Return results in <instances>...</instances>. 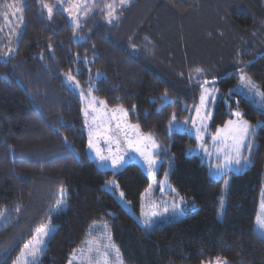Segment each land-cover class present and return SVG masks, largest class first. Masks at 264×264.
Segmentation results:
<instances>
[{
    "label": "trees",
    "instance_id": "trees-1",
    "mask_svg": "<svg viewBox=\"0 0 264 264\" xmlns=\"http://www.w3.org/2000/svg\"><path fill=\"white\" fill-rule=\"evenodd\" d=\"M43 2L53 7L51 19L40 0H0V27L8 4H19L23 16L11 45L9 34H2L0 47V53L14 49L0 55V212L7 214L0 262L13 264L35 229L51 219L56 228L39 264H68L98 220L109 221L126 264H204L217 257L227 264H264L256 229L264 127L257 129L251 163L231 173L222 217L224 180L211 177L202 155L187 154L198 144L195 136L169 127L173 114L175 121L194 117L204 80H214L209 85L217 89L207 144L236 109L254 127L264 122L255 99L229 92L240 71L264 91V0H128L122 6L120 0H97L79 27L59 0ZM111 3L116 18L109 23ZM196 68L204 69L203 76ZM66 73L84 87L94 85L108 106L129 109L130 121L167 149L157 154V179L168 177L184 196V217L147 230L118 191L105 187L116 178L139 213L151 179L136 161L113 171L89 155L84 100L64 82ZM61 188L67 189V209L57 215Z\"/></svg>",
    "mask_w": 264,
    "mask_h": 264
},
{
    "label": "snow or ice",
    "instance_id": "snow-or-ice-1",
    "mask_svg": "<svg viewBox=\"0 0 264 264\" xmlns=\"http://www.w3.org/2000/svg\"><path fill=\"white\" fill-rule=\"evenodd\" d=\"M42 8L47 10L48 19L52 18L53 7H50L48 4H45L43 0H40ZM128 0H120L121 6L127 3ZM82 7V4L76 2V0H70V7L64 9L68 13V16L72 19V23L75 27H79V20L74 15V11H79ZM85 12L87 14L88 5H83ZM108 12V22L111 23L115 19V8L113 4L106 5ZM7 8L9 12H4L3 19L6 23H10L9 16L13 19L23 21L22 9L20 7H15L13 4H8ZM3 29H0L2 31ZM15 32V29L12 30ZM51 49V45H49ZM14 51V49L9 48L7 53H0V55L8 56ZM42 58V57H41ZM250 64L251 61L244 62ZM195 73L197 76H203L204 69L196 68ZM99 76L100 74L97 73ZM67 80L69 82H75L78 84V81H75V77L68 75ZM240 84L243 88L247 89L248 92L253 93V99L255 97H260V110L264 112V91H261L259 86L256 85L250 77H248L243 71L239 73ZM215 81L204 80L201 84V94L199 97V105L195 106L196 116L192 118V127L193 134L197 141H199V147L204 150L205 153H208V149L204 144V133L207 132L208 123L207 121L212 119V113L207 110V105L210 101L216 99L215 93L216 89L204 87V85L214 84ZM92 88H89L87 107L82 109L85 119V125L88 128V142L87 147L94 151L95 155L99 158L100 161H106L111 159L112 165L114 167H119L123 161L124 156L120 154L119 144L121 138H123L128 147L134 148L138 152L148 165L149 169H154L157 167L159 161L156 159V154L159 150L163 149V146L157 144L155 139L151 134H143L139 131V124H131L128 122V113L129 109L119 106L116 108L108 109L107 103L104 100H100L94 96H91ZM231 93L232 90L230 89ZM80 96L84 98L83 91H80ZM167 93H165V98ZM239 102H237L238 105ZM97 105L100 107L98 108ZM132 110H135V105L132 106ZM90 112L93 114L91 121L87 119ZM230 115L234 119H229L224 122L222 127H217L215 134L211 135V140L213 145L216 147L217 158L222 157L223 163L214 165L213 167L217 170V173L222 172L224 169H231L234 165L237 168H243L252 161V153L255 147V135L259 127H264V122H258L254 127L247 120H245L244 113L241 111H231ZM176 120L175 114H173L172 119L169 121V127L173 126V122ZM187 122V121H186ZM134 137V138H133ZM67 140V137H65ZM101 140L108 145V156L104 155V149L99 145ZM117 145L115 151H113L111 145ZM244 150L247 151L248 155H244ZM167 152V149H163ZM211 155V153H208ZM167 175V174H166ZM109 185H114V181H108ZM225 189L228 188L229 181L225 180ZM151 188V185H149ZM67 190L64 188L60 189V199L56 201V207L53 209V212L57 215L61 214L64 211V197L66 196ZM264 195V193H262ZM124 193H120V197L123 198ZM181 203H183V197L179 198ZM221 201V211L220 216L224 214V197L220 198ZM175 208V203L173 204ZM19 211V208H17ZM142 215H144L142 213ZM154 215V214H153ZM4 216L3 212H0V217ZM143 223L145 225H150L152 223L151 219L145 217ZM256 224L259 228V237L264 240V203L261 205V212L257 214ZM6 226V225H5ZM91 228L97 227L96 225L90 226ZM101 227L107 229L108 225L104 224ZM55 225L49 223L43 224L40 227L36 228L33 234V239L26 243L18 254L16 259L13 261V264H39L40 258L48 241L52 238L54 234ZM108 243L100 244L99 246L93 248V241H88L87 253L89 254L90 262L93 260V255L100 257V259L95 260V264H110V257L114 258L116 264H123L122 256L120 249L111 242V235L107 237ZM101 248L103 252H101ZM75 253V250H74ZM81 255L85 254L84 249H80ZM0 264H6L5 262H0ZM68 264H73V261L70 259ZM214 264H227L225 259L217 257Z\"/></svg>",
    "mask_w": 264,
    "mask_h": 264
},
{
    "label": "rangeland",
    "instance_id": "rangeland-1",
    "mask_svg": "<svg viewBox=\"0 0 264 264\" xmlns=\"http://www.w3.org/2000/svg\"><path fill=\"white\" fill-rule=\"evenodd\" d=\"M76 2H79L82 4V7L79 11H74V15L78 18L79 20V25L82 21V19L88 15L90 13V11L92 10L91 8H93L95 6V3L97 2V0H76ZM68 4V5H65ZM84 4L88 5V9H87V14L85 15V9L83 7ZM113 4V3H111ZM114 5V4H113ZM15 7H20L21 6L19 4L14 5ZM59 6L60 8L64 11V9L69 8L70 7V0H59ZM115 8V5H114ZM10 11V10H9ZM8 11V12H9ZM67 15L68 13L66 11H64ZM69 17V16H68ZM70 21L72 22V19L69 17ZM9 20L11 21L10 23H3V26L0 27V29H3L2 31H0V47L3 46L6 42V40H4V38L2 37V34H9L8 35V39H7V44L8 46L11 45V40H14V35L18 32V28L16 25V23L19 21L17 19H13L11 16H9ZM17 28V30H16ZM15 29V32H13L12 30ZM1 49V48H0ZM245 73V72H244ZM248 77L251 78V80L259 86L260 90H262V88L260 87V85L256 82L255 79H253L250 75H248L247 73H245ZM71 75L74 76L72 73H66L64 75V82L70 86L75 92H77L80 95V91H83L84 93V98H82L84 100V108L87 107V103H88V99H90L88 92H89V88H92V92H91V96H94L100 100H103L99 97H97L93 91L94 89V85H90L88 87H84V85L75 77V81H78V87L77 84L75 82H69L67 80V76ZM204 87H208V88H214L216 89L214 86L212 85H205ZM217 90V89H216ZM232 91L236 92V93H240L243 94L251 99H253V93L248 92L247 89L243 88L240 84V82L234 86L232 88ZM215 96H217V91L215 93ZM256 103L257 105L261 108L260 105V97H255ZM105 101V100H104ZM210 102L207 105V110L210 111L212 113V109L209 106ZM199 105V104H198ZM108 106V105H107ZM97 107L99 108L100 106L97 105ZM112 108H116V107H110L108 106V109H112ZM234 111H241L239 109H236ZM242 112V111H241ZM243 113V112H242ZM92 113L90 112L89 116L87 117V119L89 121H91L92 119ZM196 116V112L194 117ZM245 120H247L245 117H243ZM86 119V117H85ZM231 119H234V117H232ZM187 121V122H186ZM248 121V120H247ZM249 122V121H248ZM208 125L210 123V120L207 121ZM250 123V122H249ZM251 124V123H250ZM252 125V124H251ZM87 128V126H86ZM173 128L177 131H186L189 132L190 134H193V127H192V118H188L185 119L183 121H174L173 124ZM88 130V128H87ZM139 131L143 134H151V133H145L143 132L140 128ZM208 131V129H207ZM152 137L155 139L156 143L159 144V142L157 141L156 137L151 134ZM207 132L204 133V136L206 138ZM126 141L121 138V142L119 144V148H120V154L124 156V161L123 163L119 166V167H114L112 165L111 159L106 160V161H100L99 158L95 155L94 151L90 149V154L92 157H95L98 160V164L100 167H102L103 169H113L114 171H118L117 169H119L120 167H122L124 165V163L133 160L134 159H138V156L135 155L136 158H131L129 159L128 157L132 156L131 152L132 150H134V148H131L129 150V148L126 147L125 145ZM204 144L206 145L207 149H208V153H211V155H209L208 153H205L203 149H201L199 147V141L197 146L195 147H190L187 151L188 155L191 154H199L202 155V157L204 158V160L207 162L208 166H209V172L211 177L215 178V179H223V194L222 196L224 197V205L226 203V199L228 196V192H229V186H230V179H231V173L233 172H241L243 170H245L248 165L251 163H249L248 165H246L243 168H237V166H233L231 169H224L222 172L217 173V170L213 167L214 165L217 164H222L223 163V158H217V153H216V147L213 145V142L207 144L205 142L204 139ZM103 140H101L100 142V147L102 149L107 150L105 148H108V146L104 145ZM113 151L116 150L117 145L112 144L111 145ZM135 154H138V152H136L134 150ZM244 154V153H243ZM105 156H108L109 153H104ZM156 159L159 161L158 165L156 168L154 169H149L148 165L146 164L144 158H142V166L144 167V169L146 170L147 174L149 175L150 179H151V188H147L144 193H143V197H142V205H141V211L139 213H135L132 210V207L130 205V203L127 201V199L123 196V198L120 197V193L122 192L119 188V184L116 180V178H112L109 181H114L115 184L114 185H109L108 183H106L105 187L111 191H118V198L120 200V202L122 203V205L128 209L129 211L133 212L134 215L136 216V218L138 219V221L147 229V230H153L157 227H161L165 224L174 222L182 217L185 216V211H184V203H186V199L184 198V196L176 189V187L169 181L168 177H165L164 179H162L161 181L157 179V173H158V168L160 166L161 160L158 156H156ZM225 180L229 181V185L228 188L225 189ZM66 189V188H64ZM67 190V189H66ZM264 193V191L262 192ZM67 195V192H66ZM180 197H183V203H181L180 201ZM60 199V190L58 191V197L57 200ZM175 203V208L173 207V204ZM262 203H264V195H261V199H260V204H259V212H261V205ZM64 211H66L67 209V203H66V196L64 197ZM56 207V205L54 206V208ZM53 208V209H54ZM4 213V216L0 217V229L5 225V223L7 222V214L4 211H1ZM62 212V213H63ZM54 213V212H53ZM142 213L144 215H142ZM56 214V213H54ZM154 214V215H153ZM145 217H148L151 219L152 223L150 225H145L143 223ZM51 220V219H49ZM49 220L46 221L44 224L49 223ZM51 224L55 225L52 221ZM107 224L108 227L107 229L101 227L102 225ZM92 225H96L97 227L95 228H89L88 231V236L85 238V240L83 241V243L78 247V249L75 251V253L72 254L71 260L73 261V264H95V260L100 259V257L95 256V254L93 255V260L90 262L89 260V254L87 253V248H88V241H93L94 243L92 244V247L95 248L97 246H99L100 244H105L108 243V235H111V242L115 243L114 239H113V235H112V230H111V226L108 220H98V221H94L91 223L90 226ZM56 228V226H55ZM256 229L259 232V228L256 224ZM55 231V229H54ZM117 246V245H116ZM118 247V246H117ZM46 248V247H45ZM80 249H84L85 250V254L81 255L80 253ZM101 252H103V249L101 248ZM121 252V251H120ZM43 255V253H42ZM41 255V257H42ZM122 256V254H121ZM221 259H224L222 257H220ZM41 260V258H40ZM216 260V259H215ZM123 264H126L122 258ZM215 262V261H214ZM214 262H209V263H204V264H214ZM110 264H116L114 258L110 257Z\"/></svg>",
    "mask_w": 264,
    "mask_h": 264
},
{
    "label": "crops",
    "instance_id": "crops-1",
    "mask_svg": "<svg viewBox=\"0 0 264 264\" xmlns=\"http://www.w3.org/2000/svg\"><path fill=\"white\" fill-rule=\"evenodd\" d=\"M127 119H128V122H129V123H131V124H135V123H132V122L130 121L129 116L127 117ZM133 138H134V137H133ZM104 145L108 146V145L105 144V143H104ZM104 145H103V146H104ZM125 145H126L127 148H129L128 145H127V143H125ZM105 149H108V148H105ZM129 150H130V148H129ZM88 151H89V155L91 156V154H90V149H88ZM104 153H108V150H105ZM131 155H132V156L128 157L129 159H131V158H136L135 155H137V156H138V159H134V161H136V162H138V163H140V164L142 165V158H144V157H142L140 154H139V155H138V154H135L134 150H132ZM156 156H157V154H156ZM91 157H92V156H91ZM92 158L95 159V160L98 162V160H97L95 157H92ZM132 161H133V160H130V161L124 163V165H126L127 163L132 162ZM124 165H123V166H124ZM123 166H122V167H123ZM122 167H120V168H122ZM120 168H119V169H120ZM108 169H110V168H108ZM119 169H117V170H119ZM111 170H113V169H111ZM113 171H114V170H113Z\"/></svg>",
    "mask_w": 264,
    "mask_h": 264
}]
</instances>
